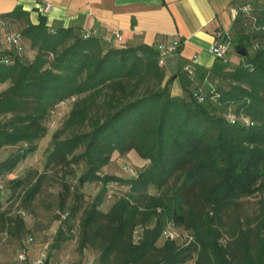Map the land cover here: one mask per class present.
I'll return each mask as SVG.
<instances>
[{
    "label": "trees",
    "instance_id": "1",
    "mask_svg": "<svg viewBox=\"0 0 264 264\" xmlns=\"http://www.w3.org/2000/svg\"><path fill=\"white\" fill-rule=\"evenodd\" d=\"M24 14L18 9L9 17ZM254 16L255 31L236 38V52L247 50L242 63L230 71L219 60L210 72L220 83L206 92L193 91L183 77L187 95L178 98L170 89L174 81L164 84L162 54L153 46L114 47L100 36L49 27L42 18L22 31L38 52L33 61L0 52V85H8L0 92V151L15 149L0 161V180L39 152L57 106L77 100L46 160V171L62 173L65 181L87 167L77 185L64 184V212L72 193L77 202L57 231L55 249L74 238L86 185L117 183L129 188L126 195H114L106 209L101 194L85 210L81 254L98 253L100 264H264V202L252 220L242 212L244 200L264 192V6ZM71 129L77 133L63 140ZM117 152H135L151 166L136 179L99 175ZM47 178L7 183L15 194L26 186L30 207ZM5 192L1 229L10 224L2 212ZM26 226L20 219L17 233ZM170 226L191 241L164 240Z\"/></svg>",
    "mask_w": 264,
    "mask_h": 264
},
{
    "label": "crops",
    "instance_id": "2",
    "mask_svg": "<svg viewBox=\"0 0 264 264\" xmlns=\"http://www.w3.org/2000/svg\"><path fill=\"white\" fill-rule=\"evenodd\" d=\"M258 1L264 0H0V20L22 32L29 25H39L43 18L49 27L96 32L105 42L118 48L153 46L161 52L162 46H177L179 52L168 54L163 67L164 84L174 81L170 89L172 97L178 98L187 95L183 77L193 83V91L217 88L221 79L217 80L210 72L219 63L212 55L214 40L221 30L231 36L237 32L241 19L235 17V13L255 6ZM49 5L50 11L46 13ZM18 9L26 14L17 20L10 18L9 15ZM8 31L7 27L0 28V52L3 49L19 55L7 45ZM117 35H122L123 39L116 40ZM191 71L193 75L189 74ZM7 87L0 85V92ZM47 228L29 232L26 226L25 231L16 236L6 232L13 239L8 243L7 238L0 240V264H21L18 254L23 249L29 251L30 260L38 259L49 247L44 240L46 237L42 236L48 234ZM28 234L30 239L23 241ZM78 252L83 259L89 250ZM72 260L75 264L80 262L74 254H69L64 243L56 253H49L50 264H71Z\"/></svg>",
    "mask_w": 264,
    "mask_h": 264
},
{
    "label": "rangeland",
    "instance_id": "3",
    "mask_svg": "<svg viewBox=\"0 0 264 264\" xmlns=\"http://www.w3.org/2000/svg\"><path fill=\"white\" fill-rule=\"evenodd\" d=\"M264 6V1H258L256 5L249 6L247 11L240 12L237 17L241 19V24L237 26V32L233 33L232 40H233V50L229 54L230 59V66L229 70L232 71L237 65L242 63V59L240 58V54L236 52V38L240 36H246L247 34L255 31V16L254 11L259 10ZM17 32V31H16ZM18 33L22 32L18 30ZM31 42L26 41L22 45V50L17 51L19 53V56L22 55L23 59L25 61H33L36 57L38 52L32 50L31 48ZM253 51V50H251ZM52 57L50 58V60ZM77 100L73 99L64 105H58L57 108L53 111V113L50 115L49 119L47 120V130L48 134L47 137L44 138L40 143L39 146V152L34 156L28 157L27 161L23 163L22 167H20L16 171V175L21 178V180H26L30 178L31 181L37 182V179L41 174H47V179L42 184L41 194L34 199L33 203L30 207L26 206L25 204V198H27L26 192V186L24 188H20L16 191V194L12 191L11 185L7 182L2 185L6 188V195L3 202V210L6 214L7 219L9 220L10 224L7 228L1 229L0 228V240H3L4 238H7L6 243L8 241H12V237L7 236L6 232L7 230H12L13 233L17 234L16 227L20 224V219L24 220L27 224V228L30 229L29 232H37V230H42L46 227L47 233L42 235L46 237L44 240L46 243L49 244V253L54 254L58 249H54L55 241L58 237L57 233V227L62 224V221L67 220L68 215L70 214V211L74 207L75 203L77 202V198L75 197V194H71L70 197H68L66 200V211L62 209V200L65 196V190H64V184L66 182H69V184L77 185L78 178L83 174L84 170L87 168L86 166H83L78 171V178H69L67 181H65L64 177H62V173L55 171V172H48L46 171V160L47 156H49L50 152L52 151V145L54 142L55 134L58 132H62L64 130V127L67 124V120L69 119L70 113H72L74 109V105L76 104ZM89 128L82 129V131H88ZM81 131H78V133ZM77 133V130L71 129L68 130L67 133H65V136L63 137V140H66L74 134ZM15 152V149L13 150H1L0 151V161H3L7 159L8 157H11L13 153ZM151 166L150 162H147L146 160H143L139 157V155H135L130 153H126L124 155L117 153H114L111 159V164L106 167L102 168L99 175L105 176V177H111V176H117L120 179H136L139 176V173L149 169ZM129 190L128 187H121L117 183H111L108 186L103 185L102 183L98 184H88L84 188L83 193H85L84 200L80 202L82 206V211L77 215L76 220L74 221V229H73V235L74 238L72 241L64 243V246L68 247L69 254H74L76 256V259L79 260V264H100L99 254L96 252H93L89 249V252H87L86 258H81L82 255H78L77 252L79 251V238L81 235L80 232V224L84 220V212L85 210H88L93 205V202L98 198L99 195L103 194L104 201L106 203V209L110 208L112 205L111 202L108 201V196H110L112 193L114 195H126L127 191ZM113 195V196H114ZM264 202V192H259L256 195L252 196L250 199L244 200V204L242 206V212L245 215V218L247 220H252L253 218L260 215L261 207ZM60 217V218H59ZM249 218V219H248ZM141 232H139V235L141 236ZM180 239L178 242L180 244L185 243L187 241L188 232L179 231ZM2 234V235H1ZM9 235V234H8ZM11 236V235H10ZM31 235H26L24 237L23 241L29 240ZM33 237V236H32ZM16 238V237H15ZM14 238V239H15ZM42 239V238H41ZM80 252V251H79ZM78 252V253H79ZM48 253V254H49ZM76 261V260H75ZM76 263V262H75ZM73 260L71 261V264H75ZM196 260L193 262H188L187 264H195Z\"/></svg>",
    "mask_w": 264,
    "mask_h": 264
},
{
    "label": "built area",
    "instance_id": "4",
    "mask_svg": "<svg viewBox=\"0 0 264 264\" xmlns=\"http://www.w3.org/2000/svg\"><path fill=\"white\" fill-rule=\"evenodd\" d=\"M211 1V0H210ZM247 7L245 8V10H243V12L247 11ZM50 11V5L47 6L45 8V12L49 13ZM239 14L236 12L235 13V17H237ZM8 28V35H7V45L8 47H12L14 48L16 51H21L22 50V45L25 42L24 36L21 33L16 32V30L13 28L12 25L9 24V22H3L2 20H0V28ZM85 35L87 36V38H91L92 36H97L96 32H92V33H85ZM232 36L229 32H226L225 30H221L220 32H218V35L216 37V39L214 40L213 43V49H212V55L219 61H223L226 65L230 64V59H229V54L232 52L233 50V42H232ZM123 37L122 35H117L116 36V40L120 41L122 40ZM109 41H112V39H109ZM5 50L2 49L1 52H4ZM179 52V47L177 46H172L170 47H166V46H162V51H161V57H160V61H161V67H163L165 65L164 59L168 54H176ZM3 63H5L6 65H10L12 62L9 60H5L3 61ZM189 74L193 75V71L189 72ZM73 100V99H72ZM71 101V100H69ZM67 101V102H69ZM199 102L201 103H205L203 98L199 99ZM64 105V104H63ZM231 120L233 121V123H235V121H237L236 117H231ZM17 175L16 173H13L11 175H9L8 177H6L3 180H0V191H2L4 183L8 182V181H14L17 179ZM114 193H112L110 196H108V200L112 201ZM140 235L139 233H137L136 236V242H138L140 240ZM189 238V237H188ZM164 240H172V241H176L178 242V240L180 239L178 230H176L175 228H173L172 226H170L165 234V236L163 237ZM189 240L191 241V239L189 238ZM49 247L46 248L44 250V252L39 256V258L34 259V260H30L29 259V251L27 249H23L22 251H20V253L18 254V260L19 262H21V264H50L49 261Z\"/></svg>",
    "mask_w": 264,
    "mask_h": 264
},
{
    "label": "water",
    "instance_id": "5",
    "mask_svg": "<svg viewBox=\"0 0 264 264\" xmlns=\"http://www.w3.org/2000/svg\"><path fill=\"white\" fill-rule=\"evenodd\" d=\"M246 51H247V50H242L241 52H239L240 56L245 57L246 54H247Z\"/></svg>",
    "mask_w": 264,
    "mask_h": 264
}]
</instances>
